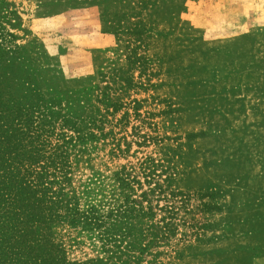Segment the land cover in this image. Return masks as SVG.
I'll return each mask as SVG.
<instances>
[{"label": "rangeland", "instance_id": "obj_1", "mask_svg": "<svg viewBox=\"0 0 264 264\" xmlns=\"http://www.w3.org/2000/svg\"><path fill=\"white\" fill-rule=\"evenodd\" d=\"M1 94L42 164L62 145L75 204L111 209L118 172L147 193L153 218L115 225L153 239L128 264H264V0H0Z\"/></svg>", "mask_w": 264, "mask_h": 264}, {"label": "trees", "instance_id": "obj_2", "mask_svg": "<svg viewBox=\"0 0 264 264\" xmlns=\"http://www.w3.org/2000/svg\"><path fill=\"white\" fill-rule=\"evenodd\" d=\"M7 100L0 95V264H128L123 256L139 250L142 245L135 232L116 229L115 225L120 223L122 216L141 224L143 220L152 219L155 212L147 193H135L131 182L136 179L118 172L121 199L116 197L111 209L102 207L103 211L94 204L86 208L75 204L64 190L68 164L57 152L62 145H50L51 148L44 151L46 163L42 164L37 156L41 149L36 152L29 149L30 135L26 133L27 125L22 115L12 117L21 109ZM41 155L43 157V153ZM60 223H68L80 231H91L92 236L102 242L106 255L69 261L62 244L53 239V229ZM129 224L134 225L133 221ZM147 225L139 232L144 236L150 233L155 238V233L149 230L152 224ZM121 239L127 244L123 246ZM152 240L144 243L140 253L149 248ZM114 247L116 250L112 249ZM132 257L136 259V255Z\"/></svg>", "mask_w": 264, "mask_h": 264}]
</instances>
